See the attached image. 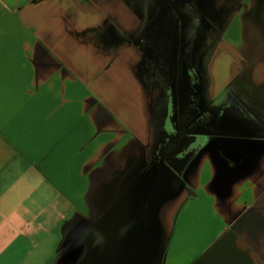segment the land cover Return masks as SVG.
Masks as SVG:
<instances>
[{
  "label": "crops",
  "instance_id": "crops-1",
  "mask_svg": "<svg viewBox=\"0 0 264 264\" xmlns=\"http://www.w3.org/2000/svg\"><path fill=\"white\" fill-rule=\"evenodd\" d=\"M245 22L230 51L262 95L208 79L201 128L248 137L228 151L205 139L194 159L182 139L162 165L156 149L172 142L146 117L149 86L126 47L104 44L103 0H0V264H63L64 239L150 192L162 241L149 263L264 264V0Z\"/></svg>",
  "mask_w": 264,
  "mask_h": 264
},
{
  "label": "flooded vegetation",
  "instance_id": "flooded-vegetation-1",
  "mask_svg": "<svg viewBox=\"0 0 264 264\" xmlns=\"http://www.w3.org/2000/svg\"><path fill=\"white\" fill-rule=\"evenodd\" d=\"M123 1L132 19L108 17L103 41L111 49L124 45L142 86H149L146 117L159 128L162 144L172 142L156 149V164L182 156L185 149L176 147L182 139L193 143L186 156L194 159L205 144L201 142L215 137L201 128V110L208 106V64L225 28L224 10L235 7L217 0ZM167 177L171 185L180 186V177Z\"/></svg>",
  "mask_w": 264,
  "mask_h": 264
},
{
  "label": "water",
  "instance_id": "water-1",
  "mask_svg": "<svg viewBox=\"0 0 264 264\" xmlns=\"http://www.w3.org/2000/svg\"><path fill=\"white\" fill-rule=\"evenodd\" d=\"M210 133H214L215 138L208 141L209 146H220L215 141L221 140L226 151L237 147L241 136L248 137L244 129L207 132ZM150 195L151 192L146 193L143 201H137L125 214L121 211L118 216L97 220L82 228L69 246L64 264H158L160 258H152L149 263L147 253L153 242L158 246L162 241L157 234L156 242L150 237L155 227L154 218L146 207Z\"/></svg>",
  "mask_w": 264,
  "mask_h": 264
},
{
  "label": "rangeland",
  "instance_id": "rangeland-1",
  "mask_svg": "<svg viewBox=\"0 0 264 264\" xmlns=\"http://www.w3.org/2000/svg\"><path fill=\"white\" fill-rule=\"evenodd\" d=\"M219 3L227 6H236L233 10L226 8L224 10V24L225 28L222 29L220 33L219 43L216 45L212 57L208 64L207 79H213L212 84L218 88L220 83L219 79H227L229 84L233 85L234 89L245 90L248 89L250 94L257 95L261 97L262 94H259L257 90L253 88L249 82L248 77L251 79H256L257 70L248 71L239 63L234 53L230 51V47H233L235 50L240 49L242 42H244L246 35L244 29L245 22V13L249 10L252 0H217ZM103 15L105 14L108 17H111L113 14L117 15L123 21L124 19H129L131 16L128 14L127 6L123 0H103ZM110 11H109V10ZM126 9V10H125ZM124 18V19H123ZM132 19V18H131ZM123 28V23L120 24ZM125 28V26H124ZM237 63H239L237 65ZM237 66V67H236ZM260 68V67H258ZM108 71H103V79H105ZM249 74V75H248ZM251 74V75H250ZM236 75V78H235ZM227 83V82H226ZM114 87L113 82L108 83L106 89L111 90ZM221 87V86H220ZM116 164V162H115ZM105 172V170H103ZM106 212L103 211V216ZM81 225H79L80 227ZM81 228H84L82 226ZM82 233V232H81ZM78 234L71 238H66L63 241V251L61 254V261L63 264L66 261V252L69 246L76 240ZM71 239V240H70ZM65 253V256H64Z\"/></svg>",
  "mask_w": 264,
  "mask_h": 264
},
{
  "label": "trees",
  "instance_id": "trees-1",
  "mask_svg": "<svg viewBox=\"0 0 264 264\" xmlns=\"http://www.w3.org/2000/svg\"><path fill=\"white\" fill-rule=\"evenodd\" d=\"M25 52L28 53V50L26 49V47H25Z\"/></svg>",
  "mask_w": 264,
  "mask_h": 264
}]
</instances>
